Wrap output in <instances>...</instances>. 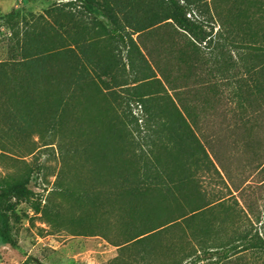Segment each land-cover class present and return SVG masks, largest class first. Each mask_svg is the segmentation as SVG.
<instances>
[{"label": "rangeland", "instance_id": "rangeland-1", "mask_svg": "<svg viewBox=\"0 0 264 264\" xmlns=\"http://www.w3.org/2000/svg\"><path fill=\"white\" fill-rule=\"evenodd\" d=\"M181 1L0 0V264H264V0Z\"/></svg>", "mask_w": 264, "mask_h": 264}, {"label": "trees", "instance_id": "trees-1", "mask_svg": "<svg viewBox=\"0 0 264 264\" xmlns=\"http://www.w3.org/2000/svg\"><path fill=\"white\" fill-rule=\"evenodd\" d=\"M170 17L182 29L187 31L196 41H204L206 31L204 26L188 16L187 6L181 0H167ZM34 191L26 181H20L0 187V234L12 245H17L16 239L11 234V199L30 201ZM38 208V207H36Z\"/></svg>", "mask_w": 264, "mask_h": 264}]
</instances>
